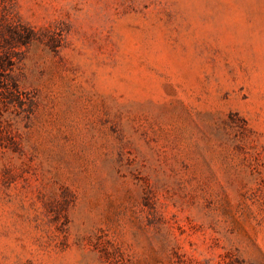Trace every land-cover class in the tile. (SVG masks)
<instances>
[{"label": "rangeland", "instance_id": "1", "mask_svg": "<svg viewBox=\"0 0 264 264\" xmlns=\"http://www.w3.org/2000/svg\"><path fill=\"white\" fill-rule=\"evenodd\" d=\"M0 264H264V0H0Z\"/></svg>", "mask_w": 264, "mask_h": 264}]
</instances>
